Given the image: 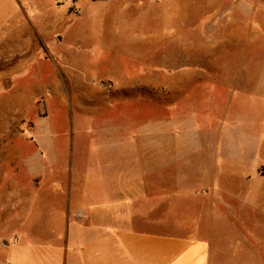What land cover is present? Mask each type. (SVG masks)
<instances>
[{"label": "rangeland", "instance_id": "rangeland-1", "mask_svg": "<svg viewBox=\"0 0 264 264\" xmlns=\"http://www.w3.org/2000/svg\"><path fill=\"white\" fill-rule=\"evenodd\" d=\"M64 7L43 12L0 0V185L7 192L0 212L6 215L13 183L28 186L30 171H44L49 158L71 167L109 165L110 136L133 119L162 114L167 131L184 125L183 133H197L198 141H182V150L198 153L190 161L183 153L182 164L210 165L214 140L195 121L209 115L210 97L220 88L205 71H257L258 62L263 69L264 60L251 54L260 40L264 49V0H119L85 14L72 6L51 23ZM96 13L103 24L93 22ZM229 192L261 201L244 225L218 229L223 263L264 264V185Z\"/></svg>", "mask_w": 264, "mask_h": 264}, {"label": "crops", "instance_id": "crops-1", "mask_svg": "<svg viewBox=\"0 0 264 264\" xmlns=\"http://www.w3.org/2000/svg\"><path fill=\"white\" fill-rule=\"evenodd\" d=\"M11 1L43 12L62 7L55 0ZM118 1L88 0L86 7L68 0L51 23L72 6L85 14ZM103 16L96 13L93 22L103 24ZM252 52L264 60L261 40ZM257 66L205 71L220 88L210 97L209 115L195 121L214 140L210 165H183V153L190 161L198 151L182 150V141L197 142V133H183L184 125L167 131L158 114L133 119L110 136L109 165L71 167L49 158L44 171H30L28 186L15 181L8 194L12 213L0 212V264H224L220 227L244 225L261 201L229 190L264 185V65ZM6 194L0 185V204Z\"/></svg>", "mask_w": 264, "mask_h": 264}, {"label": "built area", "instance_id": "built-area-1", "mask_svg": "<svg viewBox=\"0 0 264 264\" xmlns=\"http://www.w3.org/2000/svg\"><path fill=\"white\" fill-rule=\"evenodd\" d=\"M55 2L58 6H63L68 2V0H55ZM77 13H79V11Z\"/></svg>", "mask_w": 264, "mask_h": 264}]
</instances>
